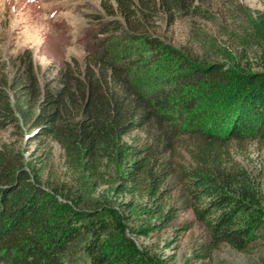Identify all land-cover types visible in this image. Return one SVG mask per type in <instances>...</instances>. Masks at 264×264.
Segmentation results:
<instances>
[{
	"label": "trees",
	"instance_id": "16d2710c",
	"mask_svg": "<svg viewBox=\"0 0 264 264\" xmlns=\"http://www.w3.org/2000/svg\"><path fill=\"white\" fill-rule=\"evenodd\" d=\"M205 2L100 0L132 35L174 58L148 91L107 53L66 61L58 80L43 85L29 49L12 60L11 75L0 62V127L23 124L55 140L71 171L70 180L45 188L40 168L11 143L0 144V264H162L125 235L111 195H129L118 203L135 217L144 214L133 229L148 233L177 215L180 206L169 202L165 185L171 176L206 230L189 264H206L223 243L239 251L264 244L261 182L240 159L264 149V9L246 14L237 34L243 48L226 55L236 57L232 62L179 56L145 32L158 11L173 22ZM101 24L121 27L115 19ZM100 184L107 188L95 196Z\"/></svg>",
	"mask_w": 264,
	"mask_h": 264
},
{
	"label": "rangeland",
	"instance_id": "374dc122",
	"mask_svg": "<svg viewBox=\"0 0 264 264\" xmlns=\"http://www.w3.org/2000/svg\"><path fill=\"white\" fill-rule=\"evenodd\" d=\"M255 9H264V0H206L198 13L180 15L173 22L158 11L146 21L145 32L175 48L182 57L222 59L229 54L233 58L243 48L237 34L245 29L246 14H253ZM110 19L121 26L119 30L101 27L102 21ZM26 48L31 51L40 85L48 80L56 82L66 61L73 64L75 59L82 64L88 52H97L107 53L109 59L128 65L134 82L148 91L158 84L167 65H172L174 60L167 52L153 50L142 35H132L123 17L119 13L107 14L100 0H0V62H5L8 75L13 71L12 60ZM132 134L140 136L137 131ZM4 141L21 151L29 165L40 168L38 172L45 188H51L55 179L70 180L64 150L55 140L36 137L35 129L26 125L7 124L0 127V144ZM240 159L258 175L264 196V149L250 151L247 159ZM165 185L171 190L169 202L180 207L168 225L148 233L133 229L146 216L135 217L118 203L129 195L111 197L115 208L123 213L125 235L140 249L158 254L164 260L162 264H189L187 255L195 243L205 238L206 230L184 205L183 191L175 177L171 176ZM106 186L97 185L95 196L105 191ZM186 222L191 226L178 233ZM206 264H264V244L239 251L223 243Z\"/></svg>",
	"mask_w": 264,
	"mask_h": 264
}]
</instances>
